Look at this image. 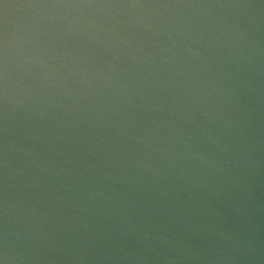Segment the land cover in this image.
I'll return each mask as SVG.
<instances>
[{
  "label": "water",
  "instance_id": "obj_1",
  "mask_svg": "<svg viewBox=\"0 0 264 264\" xmlns=\"http://www.w3.org/2000/svg\"><path fill=\"white\" fill-rule=\"evenodd\" d=\"M0 264H264V0H0Z\"/></svg>",
  "mask_w": 264,
  "mask_h": 264
}]
</instances>
